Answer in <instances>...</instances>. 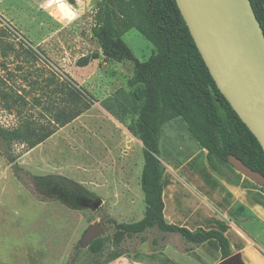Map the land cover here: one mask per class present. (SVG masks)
<instances>
[{"label":"rangeland","instance_id":"374dc122","mask_svg":"<svg viewBox=\"0 0 264 264\" xmlns=\"http://www.w3.org/2000/svg\"><path fill=\"white\" fill-rule=\"evenodd\" d=\"M105 5L107 0H0V126L20 119L5 108V92L23 95L29 101L22 112L45 120L46 103L38 106L33 99L42 93L35 81L53 71L70 75L92 100L88 110L36 147L26 151L13 144L15 162L0 139V264H104L118 252L137 249L135 257L164 260L148 254L154 237L160 242L165 234L185 243L179 234L156 228L126 238L121 247L113 243V221H137L146 205L144 146L130 129L141 104L128 83L134 62L105 58L92 32ZM122 38L141 61L157 51L135 27ZM96 52L88 65L77 64ZM158 157L167 215L191 227L226 219L232 244L253 246L261 255L233 249L239 264H264V219L253 207L264 209L253 203L259 187H245L242 175L239 191L230 192L182 117L163 124ZM235 170L222 166V175L239 180ZM98 237L103 251L92 252Z\"/></svg>","mask_w":264,"mask_h":264},{"label":"trees","instance_id":"16d2710c","mask_svg":"<svg viewBox=\"0 0 264 264\" xmlns=\"http://www.w3.org/2000/svg\"><path fill=\"white\" fill-rule=\"evenodd\" d=\"M251 2L264 30V0ZM130 27H135L157 48L147 60L141 61L122 38V33ZM92 32L105 58L117 62H134L133 75L128 83L135 98L141 102L130 129L144 146L141 188L146 206L143 217L137 221H113V243L121 247L126 238L156 228L163 233H177L195 246L206 243L219 249L222 259L228 257L233 248L225 234L229 228L225 221L217 220V226L195 230L166 221L164 166L158 157L162 126L173 118L182 117L187 122L191 136L201 148L207 150L208 165L222 177V166L235 170L229 162L230 154L264 174V150L218 88L177 1L107 0L105 9L101 6L98 11ZM98 56L99 52L85 55L78 59L77 64L86 66ZM35 82L42 93L33 99L38 106L46 103L44 108L48 115H45V120L32 113L22 112V104H28L29 101L23 95L15 97L9 92L4 93L5 108L20 118L16 125L0 126V139L10 162L16 160L11 155L13 144L20 143L26 151L36 147L88 110L92 104L90 93L79 87L70 75L53 71L45 80ZM237 176L239 180H228L237 184L242 174L237 172ZM243 183L250 189L259 187V192L253 194V200L264 206V185L247 177ZM153 242L155 244V240ZM89 248L92 252H102L103 238H96ZM128 251L118 252L108 261Z\"/></svg>","mask_w":264,"mask_h":264},{"label":"water","instance_id":"95a60500","mask_svg":"<svg viewBox=\"0 0 264 264\" xmlns=\"http://www.w3.org/2000/svg\"><path fill=\"white\" fill-rule=\"evenodd\" d=\"M176 1L218 88L264 150V30L251 0ZM229 162L264 185V174L236 155ZM218 264H239L238 254Z\"/></svg>","mask_w":264,"mask_h":264},{"label":"crops","instance_id":"0c3cea01","mask_svg":"<svg viewBox=\"0 0 264 264\" xmlns=\"http://www.w3.org/2000/svg\"><path fill=\"white\" fill-rule=\"evenodd\" d=\"M223 181H224L225 186L228 188V190H230V192L239 191L240 186L238 184H235L226 178H224ZM253 203L257 204L256 202H253ZM253 207H254L255 212L262 219H264V209L257 205ZM164 216L168 223H175V224L178 223L174 221V218L167 215L165 209H164ZM222 220L225 221L229 225V222L226 219H222ZM187 223H188L187 221L180 222V225H184L192 230H195L199 227L206 228L205 226H202L201 224L195 227H191ZM229 230H230V225H229L228 230L225 232L226 235H227V232H229ZM154 240H155V244L153 242ZM152 243H153V248H151V251L148 254H153V253L158 254L159 256L164 257L165 258L164 260L160 258L142 259V258L135 257L133 254H137L139 252V249H137L133 251H128L113 260L105 262L104 264H217L222 260L221 251L206 243L200 246H195L192 243H189L186 241L184 243L181 239H173L172 237H168L165 234L162 235V241L157 242V238L154 237L152 239ZM239 247H242V248L239 249ZM239 247L236 248L232 244L233 249H238L240 251L248 250L251 256H254V255L259 256V258L261 256L259 252L254 250L253 246L246 245V246H239ZM212 249H214L215 251ZM199 258L203 260L204 263H202L199 260Z\"/></svg>","mask_w":264,"mask_h":264}]
</instances>
